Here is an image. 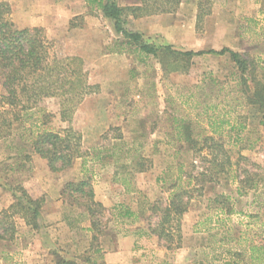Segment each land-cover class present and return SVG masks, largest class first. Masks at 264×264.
Listing matches in <instances>:
<instances>
[{
	"label": "rangeland",
	"instance_id": "rangeland-1",
	"mask_svg": "<svg viewBox=\"0 0 264 264\" xmlns=\"http://www.w3.org/2000/svg\"><path fill=\"white\" fill-rule=\"evenodd\" d=\"M0 1L10 5L12 20L19 29L42 28L37 25L46 24L40 19L42 12L51 17L52 8L84 2ZM115 1L119 6L140 2ZM146 1L159 15L168 10V0ZM179 1L181 6L174 15L184 25L192 24L193 32L186 29L184 40L144 41L155 46L170 44L179 51L229 48L264 68V0ZM197 14L202 17L199 26ZM62 19L65 24L66 19ZM69 21L67 34L64 30L53 36L42 29L56 41L59 56L82 60L88 81L99 88L76 108L70 122L82 136L85 157L74 161L70 169L51 173L45 161L15 135L0 139V211L13 202L8 188L17 184L33 198L45 199L38 231L16 218L15 241L0 243V264H55L56 258L72 264H104L101 251L104 242L112 238L111 213L104 209L98 215L99 231L92 240L93 234L85 228L89 220L81 209L50 203L58 185L62 189L84 176L95 185L110 180L120 185L128 195L123 209H135V220L148 232L162 223L172 192L178 186L187 190L191 199L181 218L180 232L168 229V223L163 225L165 235L168 230L172 234L169 250L168 238L159 241L155 237L154 245L162 252V257H156L154 249L148 251L152 243L147 239L139 246L141 258L150 253L149 258L161 264H252L251 247L264 250V128L259 125L256 108L244 103L235 65L227 55H204L194 58L186 72L168 74L156 58L139 54L134 46L119 39L110 20H102L103 40H84L83 16ZM126 29L136 32L132 17L126 18ZM39 108L52 116L48 130L68 126L60 122L55 99L44 100ZM220 120L227 124L214 134L209 123L216 128ZM181 122L190 127L193 139L211 137L217 147L189 148L177 135L176 126ZM237 123L245 126L238 133L230 129ZM220 164L224 165L222 171ZM114 171L119 172L117 178ZM200 173H205L203 180ZM188 177L195 179L188 183ZM235 177L247 183L255 179L257 185L249 189L248 184L247 190L239 192ZM119 180H125L124 185ZM219 195L229 197L225 211L211 202ZM2 256L8 257L6 262Z\"/></svg>",
	"mask_w": 264,
	"mask_h": 264
},
{
	"label": "trees",
	"instance_id": "trees-1",
	"mask_svg": "<svg viewBox=\"0 0 264 264\" xmlns=\"http://www.w3.org/2000/svg\"><path fill=\"white\" fill-rule=\"evenodd\" d=\"M90 3L97 7L104 19L112 22L113 32L119 36V39L134 46L139 54L156 58L161 69L168 71V74L186 72L196 57L227 55L236 67L237 83L245 105L256 108L260 115L259 125L264 128L263 67L255 66L247 58L229 48H222L219 51H179L171 45L155 46L144 41L140 34L126 29V18L135 19L157 14L158 12L150 10L146 0H140L139 3L127 7L118 6L115 0H90ZM179 3V0H168V10L160 13L173 14ZM201 23L202 17L197 14L196 26ZM55 42L53 38H48L45 30L40 27L17 28L12 20L10 5L0 1V139L15 135L22 144L29 146L40 159L45 161L51 173H61L70 169L74 161L85 157L82 154V136L71 127L70 122L76 108L86 97L97 94L99 88L88 81L82 60L77 57L59 56ZM46 99L57 101L60 122L67 123V127L56 131L47 129L51 115L39 108ZM37 113L39 117H36ZM209 124L212 132L216 134L227 122L220 120L216 128L212 123ZM244 128V124L241 123L230 127L237 133ZM176 131L179 140L186 143L189 148L195 149L198 145L217 147L211 137H205L201 141L193 139L190 135V127L184 122L176 126ZM94 158L98 159L99 156ZM219 166L222 167V171L224 165ZM118 175L119 172L114 171L113 176L117 178ZM204 175L205 173H200L198 176L203 180ZM194 179L188 177V183ZM235 179L238 181L239 192L248 188L254 189L257 185L255 179H251L249 183L239 180L238 177ZM124 183L125 180H119V184L124 185ZM8 190L13 202L7 209L0 211V243L11 244L17 234L16 218L22 220L32 231L40 229L39 220L45 199L33 198L21 184ZM60 196L68 208L82 210L83 215L89 220L88 229L93 234L92 240H96L100 225L97 217L102 214L104 208L94 200L91 178L84 176L77 182L66 183ZM190 199L187 190L178 186L170 195L168 204L163 210L162 223L156 229L150 230L159 241L168 238L166 246L168 250L173 239L169 230L168 236L165 235L163 225L168 223V229L179 233L181 218L187 212ZM211 202L218 204L217 208L225 211V202L229 203V197L219 195ZM129 214L130 212L127 211L124 215L127 217ZM262 249L251 247L249 259L252 264H264ZM1 259L6 262L8 257L2 256ZM55 264L72 263L56 258ZM91 264H96V261Z\"/></svg>",
	"mask_w": 264,
	"mask_h": 264
},
{
	"label": "crops",
	"instance_id": "crops-1",
	"mask_svg": "<svg viewBox=\"0 0 264 264\" xmlns=\"http://www.w3.org/2000/svg\"><path fill=\"white\" fill-rule=\"evenodd\" d=\"M179 6H181V2L178 7ZM178 7L176 8V11H179ZM45 12L46 11L42 12L40 19H43V21L46 20V24L38 23L37 25L44 29L46 28L53 36H59L64 30V34H67L69 29V20L73 17L83 16V20L85 22L84 30L86 31L84 40H103V33L101 32L104 26V21H102L104 18L97 7L90 3V0H84V2L82 1L81 5H70L69 8H52L51 17L45 16ZM174 13H165L161 15L157 13L135 19L132 18L133 22L136 24V33L140 34L143 40H184L183 34L186 29L189 28L191 33L193 32L192 24H190V26L184 25L178 18L179 16H176L177 14L174 15ZM63 17L66 19L65 24H63ZM59 23L62 24V27ZM138 23H141V25H147V27L141 28L138 26ZM92 187L94 200L100 203L108 213H111L110 215L113 224L112 238L106 240L102 246V262L104 264H161L159 260L150 259V253H145L147 251L144 252V254H146L145 258H141L139 256L141 251L139 246H142L147 239L152 243V245H149L147 248L148 251L151 248L154 249L152 252L158 254L156 257H162L159 256L160 253V255H162V252L159 253L158 250H160V248L154 245L156 242L155 236L146 231L143 226L135 220V209H123L126 206L124 202H126L125 198H127L128 195L121 188V186L110 180L100 183L97 182L96 185L93 182ZM61 190V187L58 185L56 188V194L54 192V196L56 197H54V199L50 202L53 205H56L57 203L60 208L62 207V204L65 205L60 196ZM128 201L129 200H127V202ZM127 211H129L130 214L125 217L124 213ZM42 213L43 212H41V214ZM87 223L88 225L85 226V228L89 231L88 228L90 227V223L89 221H87ZM112 239L113 241L111 242L110 240ZM108 245L110 246L109 248L107 247ZM165 264H167V262Z\"/></svg>",
	"mask_w": 264,
	"mask_h": 264
}]
</instances>
